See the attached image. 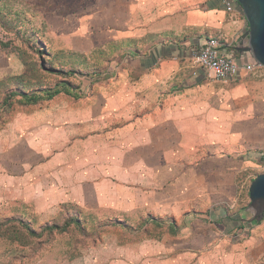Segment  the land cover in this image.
I'll use <instances>...</instances> for the list:
<instances>
[{
	"label": "crops",
	"instance_id": "obj_1",
	"mask_svg": "<svg viewBox=\"0 0 264 264\" xmlns=\"http://www.w3.org/2000/svg\"><path fill=\"white\" fill-rule=\"evenodd\" d=\"M99 14L102 48L55 57L88 74L91 92L27 107L37 111L7 151L0 202L44 219L74 212L78 222L145 223L144 231L162 223L172 239L199 223L198 255L163 237L139 247L197 255L196 264H264V221L245 228L227 214L239 194L250 211L248 189L264 169V69L213 83L192 61L207 38L240 54L243 14L225 13L220 0H103ZM241 230L250 232L244 250Z\"/></svg>",
	"mask_w": 264,
	"mask_h": 264
},
{
	"label": "rangeland",
	"instance_id": "obj_2",
	"mask_svg": "<svg viewBox=\"0 0 264 264\" xmlns=\"http://www.w3.org/2000/svg\"><path fill=\"white\" fill-rule=\"evenodd\" d=\"M96 6L101 8L103 0H0V174L1 169L5 170L7 151L22 140V121L31 118L32 112L37 111L18 106L21 103L17 100L13 102L16 105L6 110V102L2 103L5 91L7 88L15 89L18 80L23 84H40L42 89L53 86L63 79L60 72L65 71L60 58L55 60V57L65 56L68 51L77 49L89 52L102 48L108 33L103 29L106 26L103 16L92 15ZM109 25L115 26L112 22ZM50 69L53 71L46 73ZM103 72L106 71L98 73ZM64 79L78 85L87 96L95 83L87 76ZM36 88L30 87L27 92ZM263 170L259 169L261 174H264ZM1 180L0 175V183ZM0 197L5 196L0 194ZM236 199L238 204L234 209L229 207L227 213L233 217L236 226L243 223L247 228L250 221L257 222L250 211L242 212L246 199L241 194L239 197L236 195ZM34 210L33 207L21 209L6 200L0 202V220L7 221L11 235L8 239L0 236V264H167L173 259L182 260V264L197 263L199 223L183 235L175 229L178 235L175 234L172 239L162 228L165 226L162 223L155 225L148 222L146 226L149 229L144 231L143 224H135L132 228L114 222L76 224L74 212L63 214L61 218L47 219H44L48 217L44 213L42 219L32 215ZM20 214H26L29 223H23ZM248 234L245 230L238 232L239 240L234 238V241L238 240V248L244 250ZM151 237H163V244L174 242L171 244L180 252L181 247L189 244L195 248L192 252L197 255L164 256L162 253L144 252V247L139 245L154 241L148 240L153 239ZM121 242L123 245H120Z\"/></svg>",
	"mask_w": 264,
	"mask_h": 264
},
{
	"label": "built area",
	"instance_id": "obj_3",
	"mask_svg": "<svg viewBox=\"0 0 264 264\" xmlns=\"http://www.w3.org/2000/svg\"><path fill=\"white\" fill-rule=\"evenodd\" d=\"M220 5L227 14L236 9L242 13L237 0H220ZM237 46L240 50L248 48L247 39L240 38ZM231 49L219 39L207 38L199 50L192 52V61L205 73L206 79L213 83L233 82L241 72L252 75L257 70L264 69L257 65L250 52L243 51L236 56Z\"/></svg>",
	"mask_w": 264,
	"mask_h": 264
},
{
	"label": "water",
	"instance_id": "obj_4",
	"mask_svg": "<svg viewBox=\"0 0 264 264\" xmlns=\"http://www.w3.org/2000/svg\"><path fill=\"white\" fill-rule=\"evenodd\" d=\"M248 24L244 38L248 48L239 52H250L258 66L264 68V0H237ZM249 210L256 221L264 219V174L258 175L248 189Z\"/></svg>",
	"mask_w": 264,
	"mask_h": 264
},
{
	"label": "trees",
	"instance_id": "obj_5",
	"mask_svg": "<svg viewBox=\"0 0 264 264\" xmlns=\"http://www.w3.org/2000/svg\"><path fill=\"white\" fill-rule=\"evenodd\" d=\"M41 69L44 71L43 66H41ZM49 71L50 72L46 71V73H51L53 70L50 69ZM46 73L43 72V74H46ZM60 74L64 76L63 79L58 81L53 86L47 87L45 89L44 88L42 89V87H40V84H37V83H33V84L24 83L23 84L22 82H19V80H18L17 81L18 83H17V86L15 87V89L7 88V90L5 91L3 99H2V103H3V101H4V103L6 102L5 103L6 105L4 108H6V110H7V109H10L13 105H16L13 103L15 100L20 101L21 104L18 105L20 107H31V106H36L38 104H41L43 102H48L59 94H65V95L73 96L75 98L79 97V95H80L79 94V87L76 86L75 84H73V82H71L70 80H67L64 78L65 77L66 78L67 77L73 78L77 75L78 76H87L88 74H84L82 72L75 71V70L61 71ZM30 87H37V88L27 92V90ZM23 223H25V221H23ZM75 223L76 224L79 223L77 221V219L75 220ZM144 224L145 223H143V225ZM6 225H7V221L6 222H4V221L0 222V236H3V237H5V239H8V238H10L11 235H10L9 229L7 228ZM155 225H158V224H155ZM5 228H6V230H5Z\"/></svg>",
	"mask_w": 264,
	"mask_h": 264
}]
</instances>
